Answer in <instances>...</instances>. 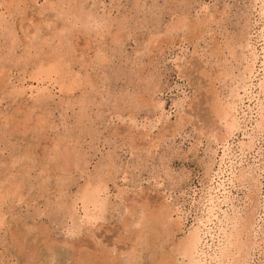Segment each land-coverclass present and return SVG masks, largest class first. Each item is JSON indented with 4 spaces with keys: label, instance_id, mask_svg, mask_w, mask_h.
I'll list each match as a JSON object with an SVG mask.
<instances>
[{
    "label": "rangeland",
    "instance_id": "obj_1",
    "mask_svg": "<svg viewBox=\"0 0 264 264\" xmlns=\"http://www.w3.org/2000/svg\"><path fill=\"white\" fill-rule=\"evenodd\" d=\"M257 7L0 0V264H184L175 246L199 226V246L214 247L224 212L242 220L227 233L251 248L246 264H264V130H252L243 92ZM232 102L239 129L201 225L221 163L213 108ZM230 163L243 181L226 180ZM85 203L100 207L91 223Z\"/></svg>",
    "mask_w": 264,
    "mask_h": 264
},
{
    "label": "bare ground",
    "instance_id": "obj_2",
    "mask_svg": "<svg viewBox=\"0 0 264 264\" xmlns=\"http://www.w3.org/2000/svg\"><path fill=\"white\" fill-rule=\"evenodd\" d=\"M255 1H257V0H255ZM258 1H259V5H260V9L257 7L259 9V22H260V25H259V28L257 29L256 38H257V40H259V43H260V46L259 47H260V49L258 50V48L255 47L254 45L253 46L250 45L251 46L250 47V55L248 56V55H245L244 54L245 56H248V58H246V59H248V61H247V66L244 65L242 67L245 68V66H246V68H245L246 70L245 71L243 70V72H246V75H247L248 80H249V87L247 88L248 90H246V89L243 90V88H242V90H243L244 94L247 96V99L249 100V102H250V100L252 101L253 99H255V101H256V102L254 101V103H255L254 104V107H255V110H256V112H255L256 115H255V117L252 116L253 113L250 112L251 110L249 109L250 111L249 110L248 111L250 112L251 117L250 118L248 117V118H249L250 122L252 120V122H251L252 130L255 131V132H259L260 133V131H263L264 130V106H263V104H262V102L260 100L262 97H264V0H258ZM255 24H257V22ZM175 25H176V23H175ZM253 41H252V43H253ZM248 45H247V47L249 48ZM246 54H248V52H246ZM256 62H258L260 64L259 67H258L259 68L258 70H255ZM254 79H256V80H254ZM253 80L256 82L255 84H254V81ZM242 81H244V80H242ZM253 89H255V90H253ZM250 93L253 94L254 96L253 97L252 96H249ZM238 101H239V99H238ZM241 101H242V99H241ZM241 101H240V103H241ZM248 108H249V106H248ZM213 109H214V115L217 118V121L220 122V124H222V126H221L222 127L221 128V137L218 140L221 143V146H222V152H221V158H220L221 163H219L218 173H216L215 174V177L211 179L212 180V183H211V186L208 188V191H207V195H208V198H207L208 201L207 202H209L210 205L208 204L209 206L205 208L206 211H205L204 221L202 219V221L199 222L201 225H204V222H206V224H207L208 223L207 221H209V223H210L211 216H212V207H211V204L212 203H210V202H212V200L210 198L211 197L210 196V193L211 192H209V190L212 191V189L214 188L215 191H217L218 188H216V187H220V186L222 187L223 186L222 185V183H223V178L222 177L223 176H221V175L225 171V166H223V165H225V163L223 161L224 159H223L222 155L225 156L224 155L225 154V149L226 148L227 149L229 148L228 145L226 144L227 141H229L228 138L231 137L232 134H234L233 131L236 130L238 128V126H239L238 125V122H237V119H236L237 108H236V105H234V103L233 104L226 103L224 105L215 106ZM250 129H251V127H250ZM246 135H248V134H246ZM248 136H250V135H248ZM250 137H252V136H250ZM237 143H240L241 144V142H237ZM59 145H61V144H59ZM59 145L56 146L57 148L54 150V153L53 154H56L57 160H59L60 162L62 161L61 162L62 164L63 163H68L69 162L68 161V158L70 157V154H69V152H68L67 149H60L59 148ZM237 146H238V144H237ZM241 146H242V144H241ZM226 167H228V169L226 171L227 174L225 173L226 174V177L225 178H227L226 180L228 182H233V181L241 182V180L243 178V174L240 173L238 175L237 172L235 171L236 169L233 168L234 166L231 165V163L229 164V166H226ZM242 172H244V171H242ZM243 179H245V178H243ZM211 194L214 195V193H211ZM216 201H219V199L216 200ZM213 205L215 206V203ZM158 212L156 214L157 215L156 216V219L158 220V222L160 224H162V225H166L167 227H169V225H170L169 224L170 219H169V216H168L167 212H165L164 209L162 211L160 210L159 213ZM99 213H100V207L98 206V204H93V206H88L85 203L83 205L82 213H81V216L79 218L80 219V222L91 223L92 221L97 220L101 216ZM215 215L216 214L213 215L214 218H215ZM148 216H151V215H148ZM152 216H154V214ZM238 216H237V214H235L233 216H228L224 212V220L226 222L227 227L226 226L225 227H222L221 226L218 229L219 230L218 233H216L214 235L210 234L211 237H213V236L215 237L216 236L215 237L216 238V244L214 245V247L211 246V245H208L207 249H203V248H201L199 246L200 245V238H201L200 237L201 236L200 235V229L201 228H198L199 227L198 226L197 228H195V230H192L190 233H188V234L186 233L187 235H185V237L175 246V248H176V254H179V255L184 256L186 258V262L184 264H246V261H247L246 260V257H247L246 255H247L248 249L250 247L248 246L249 248L247 249V246L245 244H243L244 242L243 243L240 242L241 239L239 240V237H240V235H242L241 232L236 231L235 234H232L230 232L227 233L228 225L232 226V229H234V227H236V225H238V223L239 224L242 223V220L241 221L239 220L241 218L238 217ZM248 216H250V215H248ZM248 216H246V217H248ZM217 219L218 218H216V220ZM145 220H147L146 223H148V219H145ZM197 221H198V219H197ZM155 222H156V220H155ZM247 222H248V220H247ZM149 223H152V222H149ZM199 223L197 222V224H199ZM250 223H251V219H250ZM220 224H221V222H220ZM157 225H159V224H157ZM247 226H246V228H247ZM241 229H243V228H241ZM248 229H250V228H248ZM208 232H209V230H208ZM248 232H246L247 233L246 236H249L248 235ZM247 244H250V243H247ZM204 245H206V244H204ZM174 254H175V252H174ZM173 258H174V256H173ZM173 261H175V260H173ZM176 261H178V260H176Z\"/></svg>",
    "mask_w": 264,
    "mask_h": 264
}]
</instances>
